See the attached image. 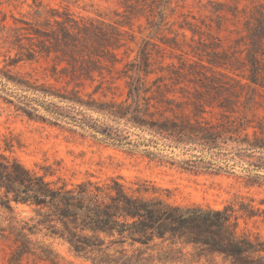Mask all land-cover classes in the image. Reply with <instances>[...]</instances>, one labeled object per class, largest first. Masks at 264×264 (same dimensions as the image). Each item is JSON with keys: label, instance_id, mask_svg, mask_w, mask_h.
I'll list each match as a JSON object with an SVG mask.
<instances>
[{"label": "rangeland", "instance_id": "374dc122", "mask_svg": "<svg viewBox=\"0 0 264 264\" xmlns=\"http://www.w3.org/2000/svg\"><path fill=\"white\" fill-rule=\"evenodd\" d=\"M0 152L69 184L119 175L173 204L230 205L264 239V0H0ZM13 216L34 222L28 206ZM32 239L94 264L44 229ZM11 249L0 236V264ZM182 252L166 264H227Z\"/></svg>", "mask_w": 264, "mask_h": 264}, {"label": "trees", "instance_id": "16d2710c", "mask_svg": "<svg viewBox=\"0 0 264 264\" xmlns=\"http://www.w3.org/2000/svg\"><path fill=\"white\" fill-rule=\"evenodd\" d=\"M88 127L113 138L95 123ZM42 168V173L29 169L0 152V207L11 214L6 228L0 227V236L12 242L7 264H21L26 255L47 264H73L32 239L42 229L94 264L176 263L173 252L183 255L187 245L218 255L227 264H264V239L239 233L230 205L173 204L145 181L129 184L119 175L69 184L60 177L50 179L53 173ZM14 205L28 206L34 222L13 219ZM246 213L256 215L254 209ZM163 243L168 248L156 259L137 247Z\"/></svg>", "mask_w": 264, "mask_h": 264}]
</instances>
